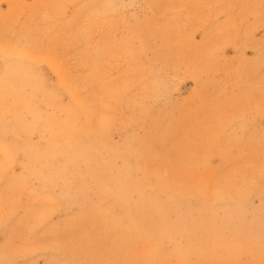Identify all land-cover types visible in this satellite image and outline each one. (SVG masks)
<instances>
[{
  "label": "rangeland",
  "instance_id": "rangeland-1",
  "mask_svg": "<svg viewBox=\"0 0 264 264\" xmlns=\"http://www.w3.org/2000/svg\"><path fill=\"white\" fill-rule=\"evenodd\" d=\"M0 264H264V0H0Z\"/></svg>",
  "mask_w": 264,
  "mask_h": 264
}]
</instances>
